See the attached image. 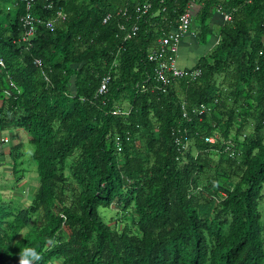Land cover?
Masks as SVG:
<instances>
[{
    "label": "trees",
    "instance_id": "16d2710c",
    "mask_svg": "<svg viewBox=\"0 0 264 264\" xmlns=\"http://www.w3.org/2000/svg\"><path fill=\"white\" fill-rule=\"evenodd\" d=\"M143 1L36 0L32 14L54 25L37 23L27 45L24 4L0 0V139L28 133L38 178L27 203L0 192V264L26 248L32 264H264V0H148L129 22L118 12ZM189 2L196 39L216 42L198 78L158 86L147 54ZM218 8L230 19L214 32ZM12 143L16 185L24 152Z\"/></svg>",
    "mask_w": 264,
    "mask_h": 264
},
{
    "label": "built area",
    "instance_id": "2783aa9c",
    "mask_svg": "<svg viewBox=\"0 0 264 264\" xmlns=\"http://www.w3.org/2000/svg\"><path fill=\"white\" fill-rule=\"evenodd\" d=\"M23 3L25 6L24 13L20 16V24H21V35L20 42L30 44V41L35 33L36 24H43L47 28H52L54 25L53 19H42L34 16L31 12V7L36 0H18ZM193 2H189L186 5L184 11L178 17L177 24L171 28L167 33H164L157 40L155 45L150 49L147 54V57L150 61L155 63L153 76L157 81L158 86L164 87L168 85L170 82L174 81L177 78H184L187 80H195L201 74V70L198 67H182L178 64L177 60V51L178 45L182 38V36L189 30L190 22L192 20L191 9L193 8ZM150 8V3L148 0L137 3L130 13L129 8L125 7L123 9H119L118 12H121L125 15L126 21L129 22L131 17H134L135 20H138L143 16V14L147 13ZM223 20H229L230 15L221 11L220 8L217 9ZM134 15V16H133ZM57 16L63 18L62 13L57 12ZM109 14L104 16L103 22H105L109 18ZM125 21V22H126ZM121 30L124 28V24H120ZM138 29L137 24L133 23L130 30L126 32L125 38H129L136 33ZM37 65L40 64V59L36 58L34 61ZM0 65H2V60L0 59ZM110 73L107 72L102 75L98 88L96 90V95H103L107 90V85L110 81ZM209 109V106L204 103H200L196 107L197 114H202ZM113 112H117L114 110ZM181 112L182 116L186 117L187 112L184 106V103L181 104ZM204 139L208 142H214L216 139L215 135H207ZM4 141L7 138H3ZM174 141L179 148H184L186 146V142H182V139L179 135H175ZM231 153V152H230Z\"/></svg>",
    "mask_w": 264,
    "mask_h": 264
},
{
    "label": "rangeland",
    "instance_id": "374dc122",
    "mask_svg": "<svg viewBox=\"0 0 264 264\" xmlns=\"http://www.w3.org/2000/svg\"><path fill=\"white\" fill-rule=\"evenodd\" d=\"M198 21L192 18L190 22L189 29L196 30L197 27L195 26ZM217 27H214V32H216ZM214 36L208 37L207 43H200L198 48L200 49V55L205 54L208 50L212 47ZM199 52V51H198ZM6 133L11 135L10 142H21L22 143V151L24 155L22 156L21 160L23 161L20 168H24V177L15 185L13 183L12 174L10 172L11 167L9 162H7V156H3L7 149L8 145H5L2 148V153L0 155V192L5 197H17L22 199L23 203H27L30 199V187L35 186L38 183L35 162L31 159L30 155L33 149L32 144L29 142L28 134L20 129V132L16 128H9L5 130ZM9 142V144H10ZM13 144V143H11ZM8 152V151H7ZM13 185V187H12ZM15 185V186H14ZM24 185V186H22ZM23 189V190H22ZM99 213L104 219H108L110 216L114 215L115 212L112 208H99ZM116 215V214H115Z\"/></svg>",
    "mask_w": 264,
    "mask_h": 264
},
{
    "label": "crops",
    "instance_id": "0c3cea01",
    "mask_svg": "<svg viewBox=\"0 0 264 264\" xmlns=\"http://www.w3.org/2000/svg\"><path fill=\"white\" fill-rule=\"evenodd\" d=\"M192 9H195L196 7L192 6ZM195 7V8H194ZM195 12V10H194ZM222 15L215 11L213 14V17L210 21L211 25L213 27H217L223 22ZM216 42L213 39V43ZM212 43V44H213ZM200 42L196 39V31L194 29H189L181 38L179 45H178V51H177V60L178 64L182 67H192L194 66L198 56L200 55V49L198 48ZM199 51V52H198ZM18 132H20V129H17ZM23 130V129H21ZM24 131V130H23ZM26 132V131H25ZM28 134V133H27Z\"/></svg>",
    "mask_w": 264,
    "mask_h": 264
},
{
    "label": "clouds",
    "instance_id": "9594fccd",
    "mask_svg": "<svg viewBox=\"0 0 264 264\" xmlns=\"http://www.w3.org/2000/svg\"><path fill=\"white\" fill-rule=\"evenodd\" d=\"M19 42H20V37H19ZM22 43V42H20ZM35 61V60H34ZM6 93L8 94L9 91H6ZM3 138H7L6 141L3 140ZM11 140V135H9L8 133H6L5 131L2 132V136H1V145L5 146L8 145L9 146V142ZM15 141V140H14ZM17 142V141H15ZM12 143V141L10 142V144ZM7 146V147H8ZM8 149V148H7ZM39 254L35 251V249H31V248H26L23 250V252L21 253V257H20V264H32L33 261L39 260Z\"/></svg>",
    "mask_w": 264,
    "mask_h": 264
}]
</instances>
